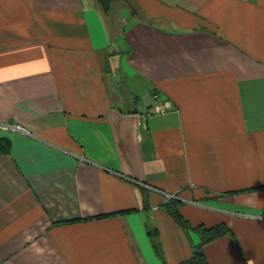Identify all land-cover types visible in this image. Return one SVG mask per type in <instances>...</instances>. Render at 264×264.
Instances as JSON below:
<instances>
[{
  "label": "crops",
  "instance_id": "0c3cea01",
  "mask_svg": "<svg viewBox=\"0 0 264 264\" xmlns=\"http://www.w3.org/2000/svg\"><path fill=\"white\" fill-rule=\"evenodd\" d=\"M132 2L0 0V264H264V0Z\"/></svg>",
  "mask_w": 264,
  "mask_h": 264
},
{
  "label": "trees",
  "instance_id": "16d2710c",
  "mask_svg": "<svg viewBox=\"0 0 264 264\" xmlns=\"http://www.w3.org/2000/svg\"><path fill=\"white\" fill-rule=\"evenodd\" d=\"M120 3L127 4L125 1H117L116 0V2L115 1L113 2L111 11L108 14H105L103 12L104 17L107 20L106 22H108L109 25H112V24L116 25V23L118 22L117 21L118 18L116 17L118 11L115 8ZM128 4H127L128 8H130L133 11V13L135 12L136 14H138V9L135 8V5L133 4L132 0H128ZM3 143L9 144L8 142H3ZM1 145H2V143H0V150H2ZM178 206H179V204L177 202L170 201L166 205V209L168 211L167 213H169L175 219V221H177V223L181 227H183L184 230L196 231L201 236L200 237L201 243L195 250H193L194 251L193 256L181 264H210L205 252L203 251V249L205 248V246L223 238L226 235H229L231 233V230L229 229V227H227L224 224L221 226H218V227L215 226V228H206L202 225V227L198 228L197 230H193V228H191L189 223L181 217L180 213H178L179 212ZM157 249H158V247H157Z\"/></svg>",
  "mask_w": 264,
  "mask_h": 264
},
{
  "label": "built area",
  "instance_id": "2783aa9c",
  "mask_svg": "<svg viewBox=\"0 0 264 264\" xmlns=\"http://www.w3.org/2000/svg\"><path fill=\"white\" fill-rule=\"evenodd\" d=\"M173 108L174 105L170 100L157 97L156 103L150 109L147 110L145 116H165L171 113L173 111ZM14 128L22 130L21 127H13L11 125L0 123V130H11Z\"/></svg>",
  "mask_w": 264,
  "mask_h": 264
},
{
  "label": "rangeland",
  "instance_id": "374dc122",
  "mask_svg": "<svg viewBox=\"0 0 264 264\" xmlns=\"http://www.w3.org/2000/svg\"><path fill=\"white\" fill-rule=\"evenodd\" d=\"M135 8H136V5H135ZM115 9H117V11H118L117 16H116L118 18V20L120 18H123L124 16L130 17V16H132V13H133V11L130 8H128V5L124 4V3L118 4V6ZM110 27H111L112 33L114 34V37L117 38V33H120L121 29H122L121 25L116 23V25L112 24V25H110Z\"/></svg>",
  "mask_w": 264,
  "mask_h": 264
},
{
  "label": "water",
  "instance_id": "95a60500",
  "mask_svg": "<svg viewBox=\"0 0 264 264\" xmlns=\"http://www.w3.org/2000/svg\"><path fill=\"white\" fill-rule=\"evenodd\" d=\"M102 8L105 14H108L111 11L112 4L116 0H95ZM117 1H125L128 4V0H117ZM129 5V4H128ZM136 13L134 12L133 15Z\"/></svg>",
  "mask_w": 264,
  "mask_h": 264
}]
</instances>
